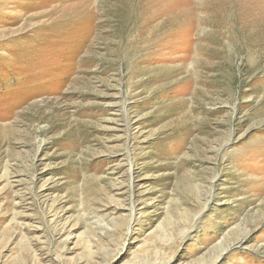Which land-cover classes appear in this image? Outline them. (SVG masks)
Instances as JSON below:
<instances>
[{
  "label": "rangeland",
  "instance_id": "obj_1",
  "mask_svg": "<svg viewBox=\"0 0 264 264\" xmlns=\"http://www.w3.org/2000/svg\"><path fill=\"white\" fill-rule=\"evenodd\" d=\"M0 264H264V0H0Z\"/></svg>",
  "mask_w": 264,
  "mask_h": 264
}]
</instances>
